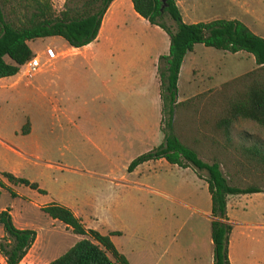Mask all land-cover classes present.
I'll return each mask as SVG.
<instances>
[{
    "label": "rangeland",
    "instance_id": "rangeland-1",
    "mask_svg": "<svg viewBox=\"0 0 264 264\" xmlns=\"http://www.w3.org/2000/svg\"><path fill=\"white\" fill-rule=\"evenodd\" d=\"M195 1L198 3L194 14L199 22L211 19L208 18L211 15H217L220 19H227L230 15L256 35L264 37V0ZM49 2L52 9L58 11L63 0ZM163 21L166 25H171L166 17ZM30 46L37 55L40 70L28 78L30 87L23 86L27 80L23 76L14 88H6L10 79H4L5 82L0 83V171H8L34 181L46 193L39 194L20 185L17 189L25 197L13 199L6 189L2 188L0 209L9 207L15 227L33 229L37 234L34 246L30 245L20 264H45L84 236L76 235L66 229L60 221L52 220L39 210L38 206L62 198L94 199V209L91 211H94V219L88 223L99 233L105 232L114 223L109 213V204L114 197L118 202H123L124 194L96 187L88 177L80 176V170H121L128 164L125 162L127 156L151 149L160 141L161 133L156 117L155 121H150L149 138L145 146L110 152V160L101 158L90 144L78 137L77 131L61 116V72L58 65L60 58L53 60L56 68L52 70L43 53L46 47L56 53L62 51L60 41L41 38L32 41ZM3 60L8 61L5 56ZM195 62L204 64L206 73L210 70L202 90L216 89L224 81L254 68L253 59L247 53H229L202 45L195 46ZM188 67L185 63V68ZM21 69L23 71L24 67ZM196 117H200V114L197 113ZM27 120L31 129L28 134L21 135ZM98 120L97 118V123ZM81 129L86 130L83 126ZM199 129L205 130V135L208 136L210 128L205 126V129ZM242 132L264 142V132L253 122L238 120L234 123L233 142L239 141L238 134ZM198 157L207 161L200 152ZM222 171L226 173L225 170ZM254 173L247 172L246 177L241 175L240 185L264 187V175L256 177ZM136 177L144 184L127 190L132 204L129 225L133 232L134 228L138 227L142 238L139 241L134 237L120 238L118 241L121 249L127 253L131 264H137L138 261L152 264L161 247L171 250L178 243L188 255L187 236L198 231L199 223L209 224L206 216L209 211L206 198L208 194L204 179L197 176L191 167L179 168L159 161L142 167ZM228 214L227 218L231 226H234L235 236L240 231L238 228L241 226V220L264 217V200L232 196L228 200ZM0 264H5L1 257Z\"/></svg>",
    "mask_w": 264,
    "mask_h": 264
},
{
    "label": "trees",
    "instance_id": "trees-1",
    "mask_svg": "<svg viewBox=\"0 0 264 264\" xmlns=\"http://www.w3.org/2000/svg\"><path fill=\"white\" fill-rule=\"evenodd\" d=\"M111 1L63 0L61 8L54 11L49 0H0V78L14 75L33 56L25 43L27 40L58 36L70 47L91 42ZM130 1L140 17L165 32L168 48L156 63L162 139L155 147L133 158L126 170L155 159L181 168L191 167L204 179L209 194L211 264H230L227 239L231 224L226 215V197L264 193V187L240 185V176L246 177L247 172H255L256 177L264 175V142L243 132L238 134V142L232 140V127L238 120L253 122L264 132V37L236 19L186 23L174 0ZM164 17L171 22L170 26L164 23ZM194 44L250 54L254 68L224 81L216 89L176 102L178 69ZM4 56L9 63L3 60ZM197 113L200 117H196ZM205 126L210 128L208 136L205 130L199 129ZM27 128L26 121L21 132L26 133ZM198 152L207 161L200 159ZM0 177L10 185H23L39 194L45 193L36 182L10 172L1 171ZM0 188L15 196L1 179ZM39 209L72 233L84 236L45 264H127L109 239V234L118 232L101 234L87 228L69 208L59 203L49 202ZM0 226V257L5 264H20L35 239V231L15 227L7 208L0 210Z\"/></svg>",
    "mask_w": 264,
    "mask_h": 264
},
{
    "label": "crops",
    "instance_id": "crops-1",
    "mask_svg": "<svg viewBox=\"0 0 264 264\" xmlns=\"http://www.w3.org/2000/svg\"><path fill=\"white\" fill-rule=\"evenodd\" d=\"M174 1L179 9L182 21L186 23L199 22L198 19H195L194 14L197 1ZM208 18L211 19L202 22L220 19L217 15H211ZM226 18L236 19L230 15ZM41 38L57 39L63 47L62 51L55 52L54 58H45L52 70L56 68L53 60L57 57L60 58L58 65L61 72L59 75V110L61 116L67 124L72 125L73 130L77 131L78 137L83 138L97 151L98 156L110 160V152L116 153L123 149L145 146L149 138L150 121H155L156 117L158 118V130L160 131L161 106L156 63L158 56L167 52L168 37L158 26L150 24L140 17L133 10L130 0H112L109 3L101 17L95 38L86 45L70 47L58 36ZM41 38H34L25 42L31 53L36 57L37 55L33 52L30 43ZM196 45L201 44H194L191 50L185 53L180 63L176 80V102L205 91L202 89L205 87V81L210 70L206 73L204 64L195 62ZM7 62L9 63L10 60L8 59ZM185 63L188 64V68H185ZM22 67V65L19 66L18 72L14 75L0 78V83L5 82L4 79H10L11 81L8 82L6 88H14L19 84L20 77L23 76L27 78L23 86L30 87L31 82L28 78H31L34 73L40 70L38 69L26 76L21 71ZM97 118L99 119L98 123ZM27 123V132H20L21 135L29 133L31 125L28 120ZM82 126L86 130L81 129ZM161 139L162 134L160 141ZM137 155H139L138 152L130 154L126 157L125 162L129 163ZM154 161L167 163L163 159L147 160L137 164L131 171L126 170L128 164L121 170H115L114 168L80 170V176L88 177L91 184L96 187L108 188L114 190V192L124 194L123 202H118L114 197L115 199L109 204V213L114 223L105 232L100 233L118 232V234H109V239L116 250L125 257L127 264H131V261L127 253L121 249L118 240L122 237H134L135 240L139 241L142 238L140 229L136 227L134 228L135 232H133L134 230L129 225L132 204L127 190L144 184L136 175L139 171H142V167ZM1 180L6 187H9L15 193L13 199L25 197L17 189L20 185H10L4 179ZM204 184L206 189L205 181ZM2 191L3 189L0 188V194ZM239 195L248 199L260 198L264 200L263 192L228 195L226 197L227 216L229 215V198ZM206 198L209 208L206 216L209 224L199 223L198 231L189 235V237L187 236L188 255L179 243L173 246L171 250L161 247V251L156 255L152 264L212 263L209 194ZM177 201L180 202V200ZM49 202L59 203L69 208L75 216L80 218L85 227L93 229L88 222L94 219V211L91 212L94 209V199L71 197L50 200ZM42 205L44 204L39 205L38 208ZM7 209L12 220L10 208L7 207ZM240 224L239 233L234 236V226H231L228 235L227 258L229 263L264 264V217L248 221L241 220ZM36 239L37 234L35 232L33 243ZM33 243L31 246H34ZM137 264L145 263L138 261Z\"/></svg>",
    "mask_w": 264,
    "mask_h": 264
},
{
    "label": "built area",
    "instance_id": "built-area-1",
    "mask_svg": "<svg viewBox=\"0 0 264 264\" xmlns=\"http://www.w3.org/2000/svg\"><path fill=\"white\" fill-rule=\"evenodd\" d=\"M44 55L47 59H52L55 57V52L51 48L46 47L44 50ZM22 66L24 67V75L29 76L31 73L39 69V61L37 57L33 55L29 60L23 63Z\"/></svg>",
    "mask_w": 264,
    "mask_h": 264
},
{
    "label": "water",
    "instance_id": "water-1",
    "mask_svg": "<svg viewBox=\"0 0 264 264\" xmlns=\"http://www.w3.org/2000/svg\"><path fill=\"white\" fill-rule=\"evenodd\" d=\"M161 2H163V0H160Z\"/></svg>",
    "mask_w": 264,
    "mask_h": 264
}]
</instances>
